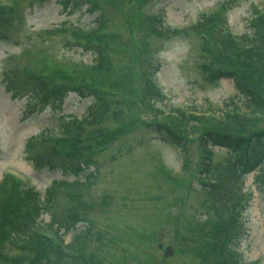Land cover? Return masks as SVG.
I'll list each match as a JSON object with an SVG mask.
<instances>
[{
    "label": "rangeland",
    "instance_id": "374dc122",
    "mask_svg": "<svg viewBox=\"0 0 264 264\" xmlns=\"http://www.w3.org/2000/svg\"><path fill=\"white\" fill-rule=\"evenodd\" d=\"M97 1L98 10L90 11L85 6L63 8L55 0H15L21 21H16L13 29L0 27V177L4 171H13L28 177L40 191L53 179L73 177L58 167L37 169L24 148L31 137H36L33 140L40 147L41 139L58 132L62 121L86 115L93 97L81 98L69 92L61 103L40 109L34 106L39 101L33 92L13 97L6 82L8 78L23 80L22 67L35 71L43 68L42 76L51 83L61 81L63 71L55 70V66L69 71L88 69L95 55L76 44L75 29L89 30L99 25L101 30L116 34L108 53L123 79L130 77L134 60L153 61L159 67L154 80L162 91L155 101L160 113L178 105L217 114L233 105L245 106L230 78L210 82L200 69V36L191 25L225 2L229 6L226 28L235 34L248 32L249 19L258 11L264 12V0H156L147 11L159 16L164 34L143 26L141 9L133 0L123 1L122 13L116 10L121 0ZM132 26L136 28L133 35ZM144 45L147 49L142 51ZM114 76L108 80L119 77V73ZM121 91L132 97L138 95L135 84L132 91ZM106 104L110 117L106 116L102 125H123L125 132L85 157L89 169L96 166V179L85 197L91 208L81 212V218L87 221L75 227L92 223L85 251L95 255L97 264H212L219 256L212 246L211 233L213 225L224 218L223 204L218 200L222 191L217 192V186L202 188L196 180L188 183V176L182 178L187 169L178 171L181 158L177 149L159 140L146 124L152 118L149 101L137 106L112 95ZM114 111L119 118L111 117ZM157 118L164 120L163 114ZM91 128L87 126L84 133L90 134ZM186 145L190 155L187 168L191 166L195 174L200 168L201 151L197 142ZM211 157L212 166L218 164L215 166L223 170L227 152L214 145ZM254 174V170L247 172L244 179L243 190L252 198L237 219L243 229L233 244L242 260L264 264V190L255 186ZM226 186L238 190L233 181ZM41 217L49 218L45 213ZM75 229L64 233L67 242ZM168 245L172 254L166 250ZM4 246L7 252H16L9 244Z\"/></svg>",
    "mask_w": 264,
    "mask_h": 264
},
{
    "label": "trees",
    "instance_id": "16d2710c",
    "mask_svg": "<svg viewBox=\"0 0 264 264\" xmlns=\"http://www.w3.org/2000/svg\"><path fill=\"white\" fill-rule=\"evenodd\" d=\"M123 1L116 7L120 13ZM133 1L141 9L143 26L155 34H164L165 29L159 17L146 13L154 0ZM9 2V5L0 3V27L10 25L9 20L18 13L15 0ZM56 2L63 8L85 6L90 11L98 10L99 4L97 0ZM228 9L227 3L221 2L213 11L203 13L191 25V29L200 36L197 59L204 75L212 81L221 77L230 78L243 97L245 106L233 105L217 115L197 110L186 112V108L181 107L172 108L164 114L150 103L148 111L152 112V118L146 124L152 131L162 132L182 146L185 167L190 157L186 144L197 142L201 151L198 175L203 174L199 180H204L209 185L206 187L208 189L217 186V192L222 191L218 200L222 201L221 213L224 218L214 224L210 232L213 235L212 246L219 254L212 264H250L238 257L233 241L243 229L237 219L242 216L249 199V193L243 190V174L256 168L254 184L264 190V164L259 163L264 156V12L260 11L249 19L248 32L235 35L225 27ZM99 14L103 17L102 13ZM101 17H98L99 24ZM8 29L11 28L8 26ZM135 30L132 26L131 35ZM72 33L78 46L95 55L88 69L69 71L55 66V70L63 71L61 81L51 83L42 76L43 68L35 71L22 67L23 80L8 78L6 82V88L13 97L33 92L36 99L48 101L51 97L62 98L68 91L76 90L84 96L92 95L94 101L83 117L62 121L58 133L41 139L40 147L33 140L36 137L29 138L25 144L26 157L37 169L44 166L58 167L64 174L72 175V178L53 179L40 191L13 174H2L1 264H97L95 255L85 251L89 225L75 229L81 219V212L91 208L85 197L96 179V166L92 165V169H89L85 157L103 146L105 148L125 132L123 125L114 128L102 125L109 110L107 97L117 92L125 93L121 90L132 91L134 84L135 90L139 87L142 95L139 103L145 98L153 99L158 93L149 77L151 68L155 69L153 61L134 60L133 71L127 79L122 78L120 70H115L108 53L110 42L116 35L114 32L109 34L97 25L89 30L75 29ZM142 48V51L147 49L145 45ZM118 73L119 77L116 78ZM112 74H115V79L108 80ZM126 95L133 105L139 104L135 96ZM161 114L164 116L163 121L157 118ZM111 117L119 118L118 111H114ZM87 126L92 127L90 134L84 133ZM211 145H218L227 152L223 170L215 166L218 164L212 166ZM188 169V174H194L191 166ZM210 178H213V182H210ZM230 181L234 182L237 191L227 188L226 184ZM43 213L48 215V220L41 217ZM74 229L69 242H65L64 233ZM47 231L52 236L47 235ZM5 244L16 249V252L11 254L5 251Z\"/></svg>",
    "mask_w": 264,
    "mask_h": 264
}]
</instances>
